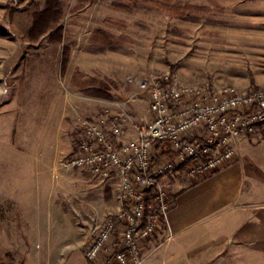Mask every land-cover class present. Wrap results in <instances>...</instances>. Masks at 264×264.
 Wrapping results in <instances>:
<instances>
[{"label": "rangeland", "instance_id": "obj_1", "mask_svg": "<svg viewBox=\"0 0 264 264\" xmlns=\"http://www.w3.org/2000/svg\"><path fill=\"white\" fill-rule=\"evenodd\" d=\"M58 1L60 17L30 39L45 0H0V264H64L118 212L114 173L63 166L85 120L107 109L127 114L124 132L133 130L151 117L144 85L170 75L188 84L264 85V0ZM235 149L234 162L244 161L264 195V125ZM185 182L176 173L162 180L172 195ZM58 186V215L15 229L28 218L14 213L23 195L43 206ZM236 257L213 264H242Z\"/></svg>", "mask_w": 264, "mask_h": 264}, {"label": "built area", "instance_id": "obj_2", "mask_svg": "<svg viewBox=\"0 0 264 264\" xmlns=\"http://www.w3.org/2000/svg\"><path fill=\"white\" fill-rule=\"evenodd\" d=\"M144 87L151 117L132 124V138L123 140L127 114L104 109L83 122L63 162L119 181L118 212L83 248L92 264H144L142 245L167 226L173 203L162 180L176 173L195 182L224 168L237 157L235 141L264 125V85L188 84L170 75Z\"/></svg>", "mask_w": 264, "mask_h": 264}, {"label": "crops", "instance_id": "obj_3", "mask_svg": "<svg viewBox=\"0 0 264 264\" xmlns=\"http://www.w3.org/2000/svg\"><path fill=\"white\" fill-rule=\"evenodd\" d=\"M72 91L73 98H80L75 87ZM83 113L94 115L96 110L85 109ZM61 120L60 114V126ZM133 133L132 128L127 129L123 140L132 138ZM255 178L244 161L238 160L195 182L178 184L167 226L142 245L144 264H213L225 255L237 256L242 264H264V195L256 193ZM58 189L48 190L43 206L30 201L28 194L23 195L25 205L14 203L16 215L28 216L19 218L15 229L28 230L27 224H42L45 218L57 216L52 197ZM64 264L92 263L82 250L70 255Z\"/></svg>", "mask_w": 264, "mask_h": 264}, {"label": "trees", "instance_id": "obj_4", "mask_svg": "<svg viewBox=\"0 0 264 264\" xmlns=\"http://www.w3.org/2000/svg\"><path fill=\"white\" fill-rule=\"evenodd\" d=\"M88 1V0H79ZM58 0H45V7L41 12H36L33 15V22L28 31V37L30 39H36L41 34L45 33L51 25L60 17L61 10ZM65 59V60H64ZM63 59V66L66 62V58ZM156 146H160L159 143Z\"/></svg>", "mask_w": 264, "mask_h": 264}]
</instances>
